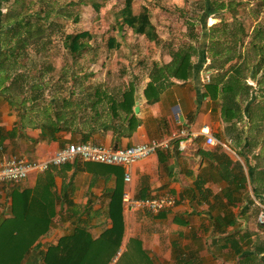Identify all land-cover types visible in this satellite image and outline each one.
I'll return each instance as SVG.
<instances>
[{
  "label": "crops",
  "instance_id": "1",
  "mask_svg": "<svg viewBox=\"0 0 264 264\" xmlns=\"http://www.w3.org/2000/svg\"><path fill=\"white\" fill-rule=\"evenodd\" d=\"M204 51L197 50L196 62L194 56L189 59L192 69L177 76L165 69L170 66L171 54L163 64L154 62L148 74L131 75V81L122 87H97L90 96L71 91V99L81 104L75 113L67 114L73 116L75 125L99 126L85 142L125 148L157 139L168 140L169 147L134 164L129 182H125L120 166L75 161L31 174L17 185H0V222L12 215L13 207L18 211L25 207L22 200L35 192L47 201L43 218L50 225L33 245L27 264H42L41 255L49 251L56 262L57 246L67 256L64 264H76L77 255L87 256L84 264H98V255L105 264L114 258L115 264L238 263L225 239L230 240L232 234L239 239L248 233L240 224L260 205L263 192L255 194L259 184L248 164L253 152L245 151L248 141L254 140L244 135L242 119L225 121L219 87L214 97L205 87L210 76L204 71L210 61ZM1 88L0 159L17 155L29 161L44 160L86 136L83 130H70L43 139L40 126L49 122L42 112L44 105L40 101L21 105L16 98L2 95ZM131 91L132 104L129 94L123 97ZM96 94L102 100L94 104ZM86 99L89 102L83 103ZM203 126L208 127L214 144H206L203 134L191 140L173 138L181 130L199 132ZM124 192L134 198L169 193L176 198V205L156 215L134 212L125 208ZM228 213L232 215L229 219ZM228 221L234 225L222 226ZM77 230L85 233L76 236Z\"/></svg>",
  "mask_w": 264,
  "mask_h": 264
},
{
  "label": "rangeland",
  "instance_id": "2",
  "mask_svg": "<svg viewBox=\"0 0 264 264\" xmlns=\"http://www.w3.org/2000/svg\"><path fill=\"white\" fill-rule=\"evenodd\" d=\"M76 1L0 0V78L10 75L6 82L0 83V89L5 87L2 95L20 102L18 87L27 93L40 87L41 106L47 107L51 98L58 105L61 95L71 91L79 90L90 96L97 87H122V83L131 81V75L148 74L154 62L163 64L168 55L181 47L191 45L198 52L203 48L209 61L218 68L208 69L207 61L204 75L227 71L228 77L224 80L228 81L233 76L232 66H238L244 84L251 88L248 101H241L240 95L236 100L240 101L243 113L247 103L252 102V116L249 119L243 115L240 127L258 145L252 149L248 164L254 168L256 178L261 174L260 181L264 183V63L259 69L255 67L261 52L264 53V0H133V14H138L143 7L150 14L156 36L153 41L135 35L122 24L119 12L123 0H96L102 5L98 12L91 6H73ZM217 5L223 9H215ZM36 16L41 19H35ZM17 21L30 24L31 38L23 53L3 57L7 47L14 46L26 35L25 29L16 25ZM41 24L43 30L37 37L34 30ZM82 31H87L91 39L84 41L87 50L74 59L63 47V37ZM109 39H114L119 49L108 48ZM219 49V55L212 59ZM12 61H15L13 69L1 72ZM1 62H6V66ZM87 102L86 99L83 103ZM260 199V205L251 209L247 222L240 226L252 235L257 246H264V228L257 222L258 213L264 207V192Z\"/></svg>",
  "mask_w": 264,
  "mask_h": 264
},
{
  "label": "trees",
  "instance_id": "3",
  "mask_svg": "<svg viewBox=\"0 0 264 264\" xmlns=\"http://www.w3.org/2000/svg\"><path fill=\"white\" fill-rule=\"evenodd\" d=\"M132 3L133 0H123V8L120 10V17L122 19V24L127 26L135 35L144 36L150 41L155 40V32L154 27L150 22V14L148 10L143 7L141 11L138 14H133L132 12ZM73 6H91L94 11L98 12L100 8L102 7L101 4L96 2V0H78L75 3H73ZM223 9V6L217 5L215 6V9ZM210 12L211 10H207ZM37 20L41 19L39 16H36ZM34 20V18H33ZM32 20V22H33ZM17 26L21 27V29H25L26 35L24 39L16 41L15 45L12 47H7L3 51V57L4 55L7 56L9 53L19 54L23 53L24 47L26 46V42L29 41L31 38V29L30 24L26 25L25 23H22L20 21L16 22ZM43 30L42 24L35 27V36L40 37L41 31ZM224 33V31H223ZM88 39H91V36L87 31H82L76 34H66L63 37V47L67 49L70 54L73 56L72 58L76 59L77 57H80L86 50H87V44L84 42ZM116 47L119 49V44L114 41V39H109L108 42V48H114ZM211 50V49H210ZM220 49L213 54L212 59L219 55ZM198 55V52L196 51L193 46L189 45L186 47H181L175 52L172 53V60L169 67H165L167 71L170 70L172 75L177 76L180 72H185L192 69V64L189 63L190 56ZM264 53L261 52V57L259 60V63L255 66L256 68H260L261 64L264 63ZM193 57V56H192ZM228 61V60H227ZM6 62H1L2 66L5 65ZM15 61L10 62L9 68L5 70H1V72L5 71L4 73H8L11 69H13L12 65ZM208 69L210 70H216V66L214 65L213 61L210 62ZM221 69V68H220ZM233 69V76H230V79L228 81H225L227 76V71L223 73L213 74V76H210L209 84H207L205 87L208 90L209 93H211L214 97L215 92L217 90V87L221 90V113L224 116V119L226 122H229L233 119L239 121L243 118V115H246L249 117V119L252 116L250 105L251 103H247V106L245 108V114L240 108V101L237 102L236 96H239L242 98L241 101L245 100L248 101L250 99V86H246L244 84V78L241 77V71L238 68V66H232ZM264 76V74H263ZM10 75L5 74L2 78H0V83L6 82L8 80ZM252 80H255V77L251 75ZM26 79V78H25ZM5 80V81H3ZM23 80H21L22 82ZM17 89L19 91L20 97H22L20 104L25 105V103L30 100L33 104H37L40 99L42 98V92L40 87H34L32 88L33 91L31 92L29 90V93H27L24 90H20V87ZM132 88V87H131ZM5 89V87L3 88ZM2 91V90H1ZM4 91V90H3ZM8 91V90H5ZM215 93V94H214ZM129 94L131 103H133L132 97L134 92L128 93L125 92L123 94V97L126 98V96ZM72 93L65 97H61L58 99L60 102L57 105V100H54L50 102V104L43 108L42 112L45 116H47L49 122L45 125L40 126L41 129V137L44 139H54V135L59 132L63 131H70L75 130L77 132L83 130V132H86V136H83L81 139L82 142H85L87 138L89 137L92 130H96L97 127H81L79 125H75L73 116L67 115L68 112L75 113L76 109L75 107L81 104L76 103L73 99H71ZM97 98V101H101L102 98L100 95H93ZM123 98V99H124ZM11 99L13 100L14 97ZM10 99V100H11ZM113 104V103H112ZM110 104V105H112ZM249 105V106H248ZM111 107H115L112 105ZM85 110V109H84ZM86 111V110H85ZM132 116L133 112L130 109L129 112ZM113 117L115 115L113 114ZM77 124V123H76ZM102 125V124H101ZM121 124L116 125V127L120 126ZM104 129H106V126H102ZM115 127V128H116ZM232 127L235 129L236 124L234 123ZM239 134V133H238ZM254 142V141H253ZM253 142L248 141L247 147L245 148L246 152H251L253 148L257 147L256 144ZM239 145V143H238ZM240 154V152L238 151ZM228 162V165H230V162ZM98 164V163H97ZM239 164H236V168H239ZM47 172V171H46ZM44 172V173H46ZM259 178L254 179V181H257V184H259L261 174L259 175ZM259 188V190H258ZM255 188V194H258L259 192H264V183L259 184V187ZM43 194L41 193H34L32 197H25L22 202L26 204L25 207H22L20 211L15 207H13L12 215L8 218H5L0 222V264H27V259L31 253L32 247L35 244V242L39 239L40 236H42L48 229L50 222L45 220L43 218L45 205L47 203L46 199L43 198ZM27 196V195H26ZM228 219L231 218V214L228 213ZM218 222H215V225H218ZM229 225H234L233 222L228 221L227 223L223 224L222 226L228 227ZM261 228H264V226H261ZM224 232V230H223ZM84 230H77V235L84 234ZM225 233V232H224ZM235 236L232 234V238L226 237V241L230 242L229 248L230 250L238 257V263L237 264H264V246H257L255 240L252 239V237L248 233H244L240 236L239 239H235ZM252 248V250H251ZM57 254L55 255L56 262H53L51 258H53V255L49 251L47 255H41L40 257V263L42 264H64L67 256H64L61 254L60 246H57L56 248ZM98 257V264H105L103 263V256H97ZM257 257H260L259 261H257ZM86 255L82 256H75L76 264H84L86 262ZM67 264H71L70 262H67Z\"/></svg>",
  "mask_w": 264,
  "mask_h": 264
},
{
  "label": "built area",
  "instance_id": "4",
  "mask_svg": "<svg viewBox=\"0 0 264 264\" xmlns=\"http://www.w3.org/2000/svg\"><path fill=\"white\" fill-rule=\"evenodd\" d=\"M206 79L208 81L209 78ZM208 130L207 126H203L199 132L181 130L174 134L173 138L185 137L191 140L198 137L199 134H203L206 137V144L212 145L215 141L209 135ZM168 147V140L157 139L125 148H112L100 144L80 142L66 144L44 160L29 161L17 155L5 156L0 159V185H17L31 174H42L51 168L75 161L120 166L124 170L125 182H129L131 168L134 164ZM122 201L125 208L130 211L142 210L153 215L168 211L176 205V198L169 193L146 198H134L128 192H124ZM257 222L259 225L264 226V207L258 213ZM116 259L114 258L110 264H115Z\"/></svg>",
  "mask_w": 264,
  "mask_h": 264
},
{
  "label": "water",
  "instance_id": "5",
  "mask_svg": "<svg viewBox=\"0 0 264 264\" xmlns=\"http://www.w3.org/2000/svg\"><path fill=\"white\" fill-rule=\"evenodd\" d=\"M137 104H138V102H137V100H136V107H135V109H134V112H135V113H137V112H138V107H137Z\"/></svg>",
  "mask_w": 264,
  "mask_h": 264
}]
</instances>
